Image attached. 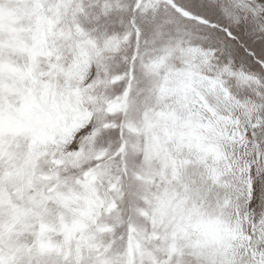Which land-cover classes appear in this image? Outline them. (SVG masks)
Returning a JSON list of instances; mask_svg holds the SVG:
<instances>
[{
	"label": "snow or ice",
	"instance_id": "6c2138e0",
	"mask_svg": "<svg viewBox=\"0 0 264 264\" xmlns=\"http://www.w3.org/2000/svg\"><path fill=\"white\" fill-rule=\"evenodd\" d=\"M0 264H264V0H0Z\"/></svg>",
	"mask_w": 264,
	"mask_h": 264
}]
</instances>
